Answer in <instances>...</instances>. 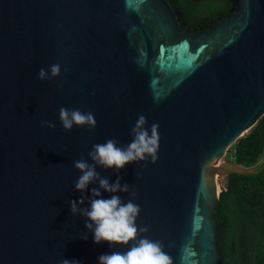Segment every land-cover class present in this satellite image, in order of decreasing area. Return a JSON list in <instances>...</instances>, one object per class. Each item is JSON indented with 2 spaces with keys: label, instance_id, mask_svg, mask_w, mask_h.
Wrapping results in <instances>:
<instances>
[{
  "label": "water",
  "instance_id": "obj_1",
  "mask_svg": "<svg viewBox=\"0 0 264 264\" xmlns=\"http://www.w3.org/2000/svg\"><path fill=\"white\" fill-rule=\"evenodd\" d=\"M234 4L189 34L163 0H0V264H99L127 251L95 244L72 215L73 162L91 163L108 139L126 147L141 114L159 124L156 164L96 171L136 191L137 225L173 264H223L216 178L264 169L216 165L264 115V0ZM56 63L57 78H37ZM61 107L92 111L96 128L65 132Z\"/></svg>",
  "mask_w": 264,
  "mask_h": 264
},
{
  "label": "clouds",
  "instance_id": "obj_2",
  "mask_svg": "<svg viewBox=\"0 0 264 264\" xmlns=\"http://www.w3.org/2000/svg\"><path fill=\"white\" fill-rule=\"evenodd\" d=\"M61 72L59 63L53 64L49 69L41 68L38 72L40 81H48L57 78ZM59 122L65 132L73 127H86L94 130L97 125L92 111H81L79 108H59ZM41 127L49 130L55 129L52 121H41ZM131 142L126 147L118 145L117 140L108 139L104 143L92 146L88 153V160L79 159L73 162V167L80 173L74 186L82 195L78 201L70 202V211L73 216L79 214L86 219L85 228L93 234L95 244L107 242L110 246L127 247V251H113L110 254L101 255L99 264H173L172 257L164 250V245L158 240L149 239L144 233L148 232L146 226H138L136 221L140 215L141 207L135 202L137 193L130 190L129 184L120 182V177L114 183L108 178L102 177L97 167L114 169L119 172L128 164H156L159 151V124L153 123L147 126V118L139 115L135 125L130 130ZM92 187L90 196L83 194ZM111 194L110 198H103L101 193ZM117 193L129 194L125 202ZM87 200L88 207H82ZM82 239H87L84 237ZM62 264H77L76 261H62Z\"/></svg>",
  "mask_w": 264,
  "mask_h": 264
},
{
  "label": "trees",
  "instance_id": "obj_3",
  "mask_svg": "<svg viewBox=\"0 0 264 264\" xmlns=\"http://www.w3.org/2000/svg\"><path fill=\"white\" fill-rule=\"evenodd\" d=\"M229 163L259 169L264 161V115L233 145ZM217 219L223 264H264V169L251 176L231 174L219 192Z\"/></svg>",
  "mask_w": 264,
  "mask_h": 264
},
{
  "label": "flooded vegetation",
  "instance_id": "obj_4",
  "mask_svg": "<svg viewBox=\"0 0 264 264\" xmlns=\"http://www.w3.org/2000/svg\"><path fill=\"white\" fill-rule=\"evenodd\" d=\"M177 26L189 34L208 29L234 12V0H163Z\"/></svg>",
  "mask_w": 264,
  "mask_h": 264
},
{
  "label": "rangeland",
  "instance_id": "obj_5",
  "mask_svg": "<svg viewBox=\"0 0 264 264\" xmlns=\"http://www.w3.org/2000/svg\"><path fill=\"white\" fill-rule=\"evenodd\" d=\"M233 145L232 144L228 150L226 151L225 155L220 157L217 162H216V165H221V164H226V163H229L228 160H227V157L230 155V152H231V149L233 148ZM249 169H254V168H249ZM216 184L218 186V192H220V189L224 188L225 186V177H217L216 178Z\"/></svg>",
  "mask_w": 264,
  "mask_h": 264
}]
</instances>
